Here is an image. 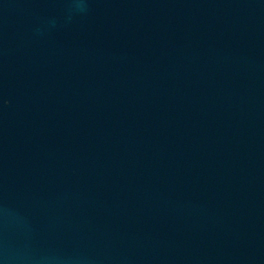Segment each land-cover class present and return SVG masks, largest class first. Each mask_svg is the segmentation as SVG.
I'll return each mask as SVG.
<instances>
[{"label":"water","instance_id":"obj_1","mask_svg":"<svg viewBox=\"0 0 264 264\" xmlns=\"http://www.w3.org/2000/svg\"><path fill=\"white\" fill-rule=\"evenodd\" d=\"M0 264H264V0H0Z\"/></svg>","mask_w":264,"mask_h":264}]
</instances>
